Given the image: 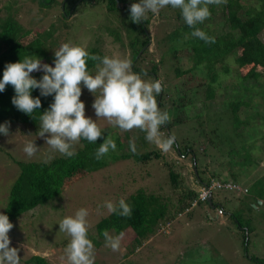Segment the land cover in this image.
I'll use <instances>...</instances> for the list:
<instances>
[{
  "label": "rangeland",
  "instance_id": "obj_1",
  "mask_svg": "<svg viewBox=\"0 0 264 264\" xmlns=\"http://www.w3.org/2000/svg\"><path fill=\"white\" fill-rule=\"evenodd\" d=\"M65 1L0 0V23L10 14L25 29L31 30L27 39L35 38V32H40L42 48L41 56L38 58L42 63L53 67L54 51L66 42L84 46L87 51L96 46L102 57L118 54L129 58L132 60L133 72L141 74L145 80L151 78L162 81L163 106H161V111H167L171 118L177 116H173L172 113L175 112L176 105L182 101V97L188 96V99L196 100L190 103V106L188 105L191 116L188 120L175 125L168 123L162 127V130L166 135H175L178 141L183 136L190 138V145L195 140V150L200 158L198 164L202 167L200 161L205 157L203 158L201 155L203 153L198 151L200 134L195 136L192 129L196 119L194 113L203 107L201 93L196 94V89L200 86L204 70L199 67L180 78H176L173 72L176 64L181 69H188L194 65V60L188 55L186 45L181 44L175 51L176 56L172 55L169 47L175 44L169 38L165 39L167 35L165 27L160 25L162 18L147 13L146 17L151 20L148 25L150 42L139 51L133 60L131 47L128 45V29L125 28L128 22L124 23L121 20L124 15L122 11L109 9L107 0ZM243 1L241 0V3ZM64 9L67 13H64ZM238 12L242 13L243 9L240 8ZM169 13L172 14L173 19L174 12L169 11ZM220 22H222V15L218 12L217 19L210 22V28L214 33L220 32L217 28ZM206 24L204 21V25ZM27 39L23 38L24 41ZM140 52H143L141 58H139ZM159 60L162 62L159 63ZM97 63L87 66L88 70L95 73ZM228 64L232 65L233 62L230 60ZM144 73L147 75H143ZM222 77V86H227V88H221V91L226 94L225 97L231 98L238 95L240 92L238 82H236L235 66H232L227 76ZM262 79L264 76L257 80H249L250 85L260 88L264 86ZM81 90L80 100L85 104V115L96 120L92 104L94 96L98 93L91 94L83 87V84H81ZM249 100L251 108H248L250 113L247 114L254 115V120L252 119L251 122L252 127L249 128L247 124H243L245 115L241 114L243 121L226 125L232 114L229 116L225 107L220 110L221 113H218L223 117V121L216 132L218 136L217 142H214L216 150L214 147L209 148L214 153L225 152L232 160L234 156L237 157L234 158L236 162L229 164V167H234L237 171L232 170L233 175L224 173L223 177L228 179L232 176L239 183L250 185L249 193L247 191L236 195L233 191L213 189L212 199L215 203L213 208H208L204 203L195 206L191 214L174 217L170 222V227L165 231H162L161 227L155 228L143 240L132 237L131 240H126V243L121 241L118 251H112L111 248L105 247V237L98 239L95 230V224L109 214L103 207L106 201L116 203L121 198L126 200L135 190L144 188L151 193L169 197L175 203L178 189L176 188L175 191L172 187L168 174L169 169L164 166V162L169 163L172 169L180 174L181 187L191 186L197 189L198 182L190 162V154L180 156L174 146L165 153L155 144L146 141L145 133L139 129L121 131L118 127H112L105 119L100 118L97 119V123L103 128V132L97 144L99 146L104 139L110 137L116 143V150L109 151L103 157V167L92 171L76 170L65 174L61 177L60 183L53 187L51 199L9 219L13 224V228L8 233L11 241L10 247L19 249L20 261L35 254L44 256L49 264H67L64 249L70 237L59 230V223L64 217L72 216L78 209L85 208L89 212L87 217L88 238L95 247V264H260L252 260L254 257L264 258V111H260L263 108L258 103L257 96H251ZM215 107L217 106L211 109ZM11 127L12 130L9 131L8 136L0 135V213L3 214L8 202L9 189L16 177L18 161H48L52 157L62 156L52 151L45 143V139L38 137L39 132L35 133V129L30 125L22 126L16 123ZM230 127H240L239 135L231 136L224 144L219 142L224 137L221 135L225 134L220 129L228 132ZM208 128L212 130L216 126ZM216 135L212 134L209 138ZM29 141H34L36 147L39 148V151L32 157H28L23 151L25 144ZM130 141L135 143V154L130 150ZM201 142L206 144L203 139ZM229 143L235 144L237 146L235 150L238 151L233 152L226 147L223 150V146ZM82 146L80 141L74 146L75 151ZM150 150H159L160 158H151L147 162L135 161L136 156ZM122 155L128 157L123 158ZM251 160L252 165H248ZM212 168H214L213 165ZM255 192H258V198ZM221 206L225 212L217 215L216 210ZM238 220L243 224H240ZM244 226H249L251 229L248 249L251 254L250 259L245 256L242 242ZM99 241L103 243L98 246ZM128 246L130 249L127 248Z\"/></svg>",
  "mask_w": 264,
  "mask_h": 264
},
{
  "label": "trees",
  "instance_id": "obj_2",
  "mask_svg": "<svg viewBox=\"0 0 264 264\" xmlns=\"http://www.w3.org/2000/svg\"><path fill=\"white\" fill-rule=\"evenodd\" d=\"M65 2H67V0ZM138 2L139 0L106 1L109 9H115L118 12L122 11L121 13L124 15H122L121 20L124 23L128 22L125 28L128 29V45L131 47V58L133 60L139 51L150 42L148 25L151 23V20L146 17L139 23H133L130 19V5ZM208 7L211 16L209 19L205 20L207 24L204 25L203 22L196 27L204 31L208 36L214 37L215 43H205L203 40L192 36L191 33L194 29L190 28L185 23L179 9L167 6L161 9L158 14V16L162 18L160 25L162 24L165 27V33L167 34L165 39L169 38L171 42L175 44L169 47L172 55L176 56L175 51H177L181 44H185L188 55L194 60V65L188 69H181V67L176 64L173 67L175 77L180 78L186 76L190 71L194 69L197 70L199 67L204 70V76L201 77L202 81H200V86L196 89V94L201 93V103H203V107L194 113L196 119L192 129L195 136L200 134L198 136V138H201L199 140L200 144H198V151L203 153L201 154L203 158L205 157L200 161V163L202 162V167L198 164L200 158L199 155L197 156V150H195V140L192 139L194 142L190 145V138L183 136L180 137L179 141L176 140L173 146L180 156L191 155L190 162L192 168L195 170V178L197 182L201 183L200 185L209 184L211 181H220L223 183L233 181L241 187L246 188L248 191L246 192L249 193L250 185L246 183L243 185L232 176L228 179L223 177L224 173L233 175L232 170L237 171L236 168L229 167V164L232 165L236 162L234 158L237 157L234 156L232 160L230 157L228 158L229 155L225 152L214 153V151H211L209 148L214 147L216 150L214 146V142L218 140L216 132L223 121V117H221L220 114L218 115V113H221L220 110L226 107L227 109L225 110H228L229 116L232 114L230 121L227 120L226 125L227 123L233 124L234 122L243 121L241 120V115H245L243 124H247L249 128L252 127L251 122L254 117L252 113L250 115L247 114L250 113L248 108H251L249 97L257 96L259 98L258 103L261 104L263 108L260 109V111H264V86L258 88L256 85H250L249 82V80H257L264 76V0H244L242 3L241 0H226V3L209 5ZM240 8L243 9L242 13L238 12ZM7 9L9 10V8ZM169 11L174 12V20ZM218 12L222 15V22H220L217 27L220 29V32L214 33L210 28V22L217 19ZM64 13H67L66 9H64ZM148 14L151 15L152 13L149 12ZM30 33L31 30L25 29L10 14L0 23V78H2L3 71L7 64L23 60L25 56L29 55H34L36 57L41 56L42 40H40V32H35L36 37L29 40L27 36ZM23 38L27 40L24 41ZM98 49L99 48L95 46L88 52L102 57ZM143 52H140L139 58L142 57ZM230 60L233 62L232 65L228 64ZM159 61V63L162 62V60ZM177 61H179L178 58ZM93 63L95 64V61L88 60L87 66ZM232 66H235L236 69V82H238L240 93L231 98H227L225 97L226 94L221 91L222 87L227 88V86H222L221 82L223 80L222 76H227L231 72ZM31 75L39 80L43 72L35 71L31 73ZM262 82H264V79H262ZM14 95L15 92L11 85H6L5 90L0 92V124L9 122V131L12 130V124L17 123L22 126L28 124L35 129V133L39 132V117L49 108V105L53 102V96H41L39 89H33L31 95L34 98H40L41 107L29 116L17 110L12 104L11 101ZM181 100L182 101L176 105L177 108H175V112L172 113L173 116L177 115L171 118L169 123L172 125L180 123L183 120L186 121L191 117L188 105L190 106V103L196 100L193 101L190 98L188 99V96L182 97ZM157 102L160 110H162V93L157 97ZM215 105L217 107L211 109V107ZM214 125L216 126L215 129L210 130L208 128ZM239 129L240 127H230L228 132L224 129H220L224 131L223 134H225L221 135V137H224L223 140L219 142L224 144L231 136L239 135ZM189 133H187V135ZM212 134L216 136L209 138ZM202 139L206 144L201 142ZM81 142L83 144L82 148L75 151L76 155L71 158L62 155L52 157L48 161H18L16 177L9 189L8 202L4 214L11 219L25 210L31 209L51 199L53 197V187L60 183L61 177L65 174H70L76 170L85 172L103 167L104 158L100 160L95 158V152L99 147L97 144L98 140L95 143H90L87 140H81ZM224 147L233 152L238 151L235 150L237 146L233 143L225 144L223 150H225ZM160 156L161 152L159 150H150L136 156L135 161L147 162L151 158H160ZM121 157L125 158L128 156L122 155ZM207 157H210V159H207ZM261 164H263V162H261ZM212 165L214 168H212ZM248 165H252V160ZM164 166L169 169L168 174L172 187L175 191L176 188L178 189L175 203L171 201L169 197H164L156 193H151V191L144 188H139L126 199V202L132 206V214L130 217L109 213L95 224L98 239L99 237L104 238L103 232L107 230L112 236H117L122 233L121 241L124 243H126V240H131L132 237L136 239L141 238V240H143L147 234L152 232L155 228L158 229L166 221L171 222L174 217L191 214L193 212L195 207L187 212L184 210L189 207L191 201L197 197L198 189L191 186L181 187V180L179 179L180 174L172 169L169 163L164 162ZM250 167L251 166H249V168ZM179 187L181 188L179 189ZM223 190L233 191L236 195L244 193L235 189L229 190L223 188ZM255 195L258 198V192H255ZM200 204L203 203H198V205ZM204 204H206L208 208H213L215 206L213 199L212 204H208L207 200ZM239 223L243 224L241 221H239ZM240 226L242 227V225ZM242 229V242L245 249V256L250 259L251 254L248 249L250 244L249 233L251 229L249 226H244ZM101 243L103 242L99 241L97 245L99 246ZM130 246L127 248L130 249ZM136 248H134L135 251ZM252 261L264 264L263 257H254ZM20 264H49V261L44 256L34 254L20 261Z\"/></svg>",
  "mask_w": 264,
  "mask_h": 264
},
{
  "label": "clouds",
  "instance_id": "obj_3",
  "mask_svg": "<svg viewBox=\"0 0 264 264\" xmlns=\"http://www.w3.org/2000/svg\"><path fill=\"white\" fill-rule=\"evenodd\" d=\"M226 3V0H139L130 5V19L133 23L143 21L147 13L158 15L160 10L171 6L181 11L185 23L192 29V36L205 43H215V38L208 36L196 27L211 16L209 5ZM98 62L96 71L87 68V61ZM54 67L42 63L41 59L29 55L23 60L5 66L0 78V92L6 85H11L15 95L12 104L17 110L31 116L41 107L40 98L32 97L33 89H39L40 95L53 96V102L39 117V135L44 138L49 148L66 157L76 155L75 145L81 140L95 143L101 138L103 128L97 119H105L112 127L121 131L139 129L145 133V139L167 153L176 141L173 134L162 130L171 117L167 111H161L157 97L163 91L162 81L145 80L132 70V61L120 55L103 57L90 54L86 47L66 42L54 51ZM42 71L37 80L31 73ZM143 75H147L144 73ZM81 84L94 96L92 108L96 120L85 115V104L80 100ZM0 135H9V122L0 124ZM130 150L135 154L136 146L129 142ZM116 150V143L110 137L104 139L95 152L97 160ZM28 157L34 156L39 148L34 141H29L23 148ZM109 213L130 217L132 206L124 198L118 202L106 201L103 205ZM89 212L78 209L74 215L64 217L59 223V230L70 237L64 249L67 264H95V247L88 238ZM13 228L7 215L0 213V264H20L19 249L10 247L8 233ZM105 247L118 251L121 246L122 233L112 236L107 230L103 232Z\"/></svg>",
  "mask_w": 264,
  "mask_h": 264
},
{
  "label": "built area",
  "instance_id": "obj_4",
  "mask_svg": "<svg viewBox=\"0 0 264 264\" xmlns=\"http://www.w3.org/2000/svg\"><path fill=\"white\" fill-rule=\"evenodd\" d=\"M229 189V190H240L242 192H246L247 189L241 187L240 185H238L237 183L233 182V181H228V182H218V181H211V183L209 184H202L200 185L199 189H198V194L197 197L194 198L191 203L190 206L185 208V212H187L188 210L192 209L193 207H195L196 205H198V203H204L206 202V200L208 199L209 196H212V190L216 189V190H220V189ZM216 214L217 215H222L224 214V209L221 207L217 208L216 210ZM170 222L166 221L164 224H162L160 227L162 228V231H165L167 228H169Z\"/></svg>",
  "mask_w": 264,
  "mask_h": 264
},
{
  "label": "water",
  "instance_id": "obj_5",
  "mask_svg": "<svg viewBox=\"0 0 264 264\" xmlns=\"http://www.w3.org/2000/svg\"><path fill=\"white\" fill-rule=\"evenodd\" d=\"M207 202H208V204H212V198H211V196L208 197Z\"/></svg>",
  "mask_w": 264,
  "mask_h": 264
},
{
  "label": "crops",
  "instance_id": "obj_6",
  "mask_svg": "<svg viewBox=\"0 0 264 264\" xmlns=\"http://www.w3.org/2000/svg\"><path fill=\"white\" fill-rule=\"evenodd\" d=\"M200 184H201V183H199V182H198V187H197V189H199V187H200Z\"/></svg>",
  "mask_w": 264,
  "mask_h": 264
}]
</instances>
